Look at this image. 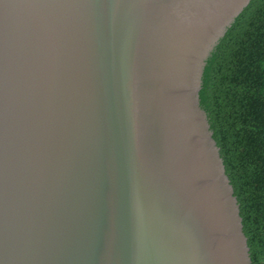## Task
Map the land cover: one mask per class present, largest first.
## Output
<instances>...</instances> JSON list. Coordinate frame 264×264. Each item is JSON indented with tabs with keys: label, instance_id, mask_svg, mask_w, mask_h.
<instances>
[{
	"label": "water",
	"instance_id": "95a60500",
	"mask_svg": "<svg viewBox=\"0 0 264 264\" xmlns=\"http://www.w3.org/2000/svg\"><path fill=\"white\" fill-rule=\"evenodd\" d=\"M264 0H0V264H264L212 77Z\"/></svg>",
	"mask_w": 264,
	"mask_h": 264
},
{
	"label": "trees",
	"instance_id": "16d2710c",
	"mask_svg": "<svg viewBox=\"0 0 264 264\" xmlns=\"http://www.w3.org/2000/svg\"><path fill=\"white\" fill-rule=\"evenodd\" d=\"M211 73L264 263V1Z\"/></svg>",
	"mask_w": 264,
	"mask_h": 264
}]
</instances>
